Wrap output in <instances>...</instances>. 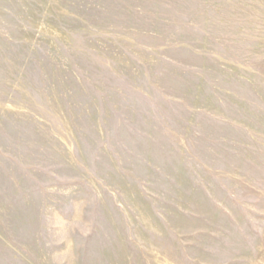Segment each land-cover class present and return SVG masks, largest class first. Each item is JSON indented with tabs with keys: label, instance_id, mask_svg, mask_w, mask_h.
Here are the masks:
<instances>
[{
	"label": "rangeland",
	"instance_id": "obj_1",
	"mask_svg": "<svg viewBox=\"0 0 264 264\" xmlns=\"http://www.w3.org/2000/svg\"><path fill=\"white\" fill-rule=\"evenodd\" d=\"M0 264H264V0H0Z\"/></svg>",
	"mask_w": 264,
	"mask_h": 264
}]
</instances>
